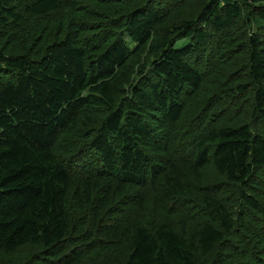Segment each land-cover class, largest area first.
<instances>
[{"label": "trees", "instance_id": "1", "mask_svg": "<svg viewBox=\"0 0 264 264\" xmlns=\"http://www.w3.org/2000/svg\"><path fill=\"white\" fill-rule=\"evenodd\" d=\"M0 264H264V0H0Z\"/></svg>", "mask_w": 264, "mask_h": 264}, {"label": "rangeland", "instance_id": "2", "mask_svg": "<svg viewBox=\"0 0 264 264\" xmlns=\"http://www.w3.org/2000/svg\"><path fill=\"white\" fill-rule=\"evenodd\" d=\"M184 43H185V41H182V42L178 43L177 44V48H179V49L182 48ZM28 252H29V249H26L25 250V254L28 253Z\"/></svg>", "mask_w": 264, "mask_h": 264}]
</instances>
